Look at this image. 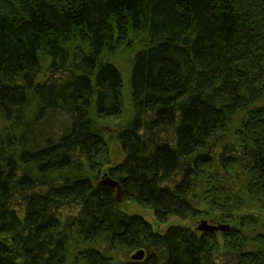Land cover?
Instances as JSON below:
<instances>
[{"label": "trees", "instance_id": "obj_1", "mask_svg": "<svg viewBox=\"0 0 264 264\" xmlns=\"http://www.w3.org/2000/svg\"><path fill=\"white\" fill-rule=\"evenodd\" d=\"M0 264H264V0H0Z\"/></svg>", "mask_w": 264, "mask_h": 264}, {"label": "rangeland", "instance_id": "obj_2", "mask_svg": "<svg viewBox=\"0 0 264 264\" xmlns=\"http://www.w3.org/2000/svg\"><path fill=\"white\" fill-rule=\"evenodd\" d=\"M131 55H132L131 51L125 50L124 52H120L114 58H112L113 63L121 71L124 81L127 80V76L129 74V61H130ZM116 123H117V120H113V121H107L106 123L103 124V134L108 141L110 165L105 167L101 171V175H100L101 179L105 174H107V171L111 167L116 166L123 159V153H122L119 145H117L114 142V135L116 132V127H115ZM120 200H121V202L119 203V206L122 210H124L128 214L139 215L140 217L143 218L144 221H146L148 224H150V226L152 227V230L157 232V233L162 234L168 228L174 227L177 225H185V226L189 227L190 229L197 231V227L200 225L201 221H205V222H207V224L212 225V226H218V225H216L217 224L216 222H214L210 219H199L196 222H194V221L193 222H183L176 217H171V218L167 219L166 222L159 223L156 221L151 210L146 209V208H141V207L134 205L133 203H130V202H124L122 200V197L120 198ZM247 212L252 213L253 211L249 210Z\"/></svg>", "mask_w": 264, "mask_h": 264}, {"label": "water", "instance_id": "obj_3", "mask_svg": "<svg viewBox=\"0 0 264 264\" xmlns=\"http://www.w3.org/2000/svg\"><path fill=\"white\" fill-rule=\"evenodd\" d=\"M101 184L115 190V201L117 204H119L121 202L120 198H121L122 193H121V189L118 186L117 182L112 181L111 179L103 176ZM228 229H229V226H212V225L207 224V222L205 221H201L200 225L197 227V231L202 232V233H216V232L227 231ZM143 256H144L143 252L139 251V252H136L131 257V259L134 261H140L143 259Z\"/></svg>", "mask_w": 264, "mask_h": 264}]
</instances>
